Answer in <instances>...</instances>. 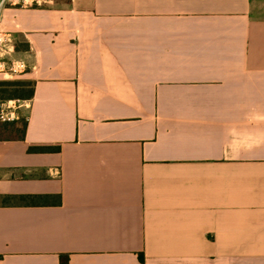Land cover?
<instances>
[{
    "label": "crops",
    "instance_id": "obj_1",
    "mask_svg": "<svg viewBox=\"0 0 264 264\" xmlns=\"http://www.w3.org/2000/svg\"><path fill=\"white\" fill-rule=\"evenodd\" d=\"M34 1L1 5L0 264H264V0Z\"/></svg>",
    "mask_w": 264,
    "mask_h": 264
},
{
    "label": "built area",
    "instance_id": "obj_2",
    "mask_svg": "<svg viewBox=\"0 0 264 264\" xmlns=\"http://www.w3.org/2000/svg\"><path fill=\"white\" fill-rule=\"evenodd\" d=\"M6 0H2L0 4V24L2 22V12L1 5L4 4ZM39 0H35L34 3H38ZM22 4H27V0H21ZM26 64L24 62H11L6 64L5 61L0 60V73L5 74H19L25 72ZM31 108V101L26 99H10L1 100L0 99V122H9L18 120L21 117L22 110H29Z\"/></svg>",
    "mask_w": 264,
    "mask_h": 264
},
{
    "label": "trees",
    "instance_id": "obj_3",
    "mask_svg": "<svg viewBox=\"0 0 264 264\" xmlns=\"http://www.w3.org/2000/svg\"><path fill=\"white\" fill-rule=\"evenodd\" d=\"M26 86L30 87V91L27 94L23 93V91H24ZM1 88L4 89L3 91H6L8 88L18 89V91L16 90L17 94H18L17 97L20 98V99L24 98V97H28L32 93L31 84L29 82H24V81L1 82L0 83V89ZM13 97H15V96L4 97L3 99H12ZM15 121H19V122H23L24 123V119L22 117H20L19 120H15Z\"/></svg>",
    "mask_w": 264,
    "mask_h": 264
},
{
    "label": "rangeland",
    "instance_id": "obj_4",
    "mask_svg": "<svg viewBox=\"0 0 264 264\" xmlns=\"http://www.w3.org/2000/svg\"><path fill=\"white\" fill-rule=\"evenodd\" d=\"M4 89H0V99L1 100H7V99H3L4 97H9V96H15L12 99H17L18 94L17 91L18 89H13V88H8L6 91H3ZM17 90V91H16ZM30 91V87L26 86L23 93L27 94ZM20 93V92H19ZM22 93V94H23Z\"/></svg>",
    "mask_w": 264,
    "mask_h": 264
}]
</instances>
